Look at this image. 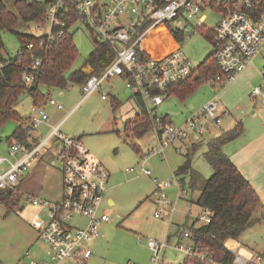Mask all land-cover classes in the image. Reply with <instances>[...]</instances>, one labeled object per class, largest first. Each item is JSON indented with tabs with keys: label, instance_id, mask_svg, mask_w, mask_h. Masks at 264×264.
<instances>
[{
	"label": "built area",
	"instance_id": "1",
	"mask_svg": "<svg viewBox=\"0 0 264 264\" xmlns=\"http://www.w3.org/2000/svg\"><path fill=\"white\" fill-rule=\"evenodd\" d=\"M206 8L214 9L220 14L217 24L211 28L203 23ZM75 13L82 16L83 20L76 19L72 26L81 23L112 50L109 62L101 71L89 74L81 83L82 99L99 90L101 84L110 77H121L131 95L142 101L150 130L156 139L155 144L147 148V152L158 156L163 155L165 147L170 144L177 143L174 147L176 153L183 148H192L211 129L201 119H210L213 125H220L229 110L227 107L220 109L215 94L187 117L183 126H176L165 115L154 112L162 97L169 94L171 84L192 75L198 76V65H194L179 48L158 58L141 52L139 46L157 24L175 21L177 30L183 33L179 25H187L193 20L195 29L204 32L211 30L209 40L213 46L216 73L208 74L204 81L206 84L225 86L241 74L254 57L264 51V0H51L45 8L44 21L35 23L33 28L42 30L46 21H49L48 27L43 30L47 40L59 38L65 33L67 22ZM27 45L29 48L33 47L31 43ZM16 54L21 55L22 51L18 49L11 56H3L0 67ZM30 61L22 73L26 83L34 79L32 71L41 65L42 57L33 54ZM260 71L261 80L251 89L250 97L264 102V65ZM101 98L110 100L111 95L101 92ZM46 106L61 108V104L52 97L47 99L45 106L33 104L28 132L40 122L46 121ZM53 137L60 142L56 156L61 172L60 198L46 200L32 193L19 192V179L31 168L35 158L47 151ZM20 152L22 154L16 157ZM7 154L8 157L0 156V164L7 163V167L0 172V188L18 193L27 205L35 208L31 225L37 228L39 237L46 245L43 254L31 258L27 264H63L70 261L83 264L92 253L85 243L96 238L100 226L109 220V215L101 206L109 173L80 138L61 133L59 126L53 127L45 137L33 141L30 147L14 141L8 145ZM127 170L134 169L129 167ZM140 171L150 173L142 164ZM154 182L158 189L154 216L159 217L165 207H174L164 191L165 187L171 186L172 181L166 179L157 183L154 179ZM175 186L177 197L186 193L187 190L176 177ZM211 215L212 211L208 207L199 206L192 215V220L209 223ZM74 218H82V225L74 223ZM189 235L185 230L182 237L190 238ZM147 246L154 264L161 260L167 247L198 257L204 264H264L261 254L237 244H230L228 247L233 253L229 263L212 258L209 252L194 247L191 241L190 244L178 241L171 245L166 236L161 240L150 237ZM0 264L4 263L0 261Z\"/></svg>",
	"mask_w": 264,
	"mask_h": 264
},
{
	"label": "rangeland",
	"instance_id": "2",
	"mask_svg": "<svg viewBox=\"0 0 264 264\" xmlns=\"http://www.w3.org/2000/svg\"><path fill=\"white\" fill-rule=\"evenodd\" d=\"M15 1L3 0L6 8L17 16L13 29L25 33H43V30L48 27L49 21H46L42 30H35L33 28L36 23L34 20L24 23L17 15L14 6ZM217 2H222V0H217ZM204 13L206 17L203 23L208 28L215 26L220 19V14L214 9L206 8ZM179 28L183 29V36L180 40L175 36V30L178 29L175 21L157 24V27L147 34L143 40L144 42L139 46L141 52H145L152 58H158L180 47L182 53L194 65L199 66L207 58V55L212 52L211 41L206 39L200 30L194 28L193 20H190L187 25H179ZM32 29L34 32H32ZM71 34L72 42L77 49V57L67 73L69 74L77 67L83 65L85 71H90L91 69L87 65L85 66V60L94 46L91 32L81 23H76V25L72 26ZM0 40L2 43L0 53L3 56L13 55L20 47L12 30H1ZM251 63L255 68L254 71H256V80L251 83L250 90L261 80L260 69L264 65V51L254 57L249 64ZM236 81L237 79L235 78L225 84V86ZM101 86V92H111L119 98L121 104L115 109L111 107L109 99L103 100L101 98V92L98 90L80 99L82 92L79 82L70 81L65 87H39V90L44 95H50L57 103L61 104V112H67L66 118L60 125L61 132L76 137L82 135L83 139L81 141L95 157L101 160L103 167L105 166L110 173L107 186L110 183L112 187H106L101 205L106 209L105 211L110 219L100 226L99 235L96 238H93L91 242L85 243L91 248L92 254L83 264H154L151 260L147 240L150 237L161 240L165 234H175L177 229L175 226L183 224L187 217L189 221H192V215L197 212L199 206L191 204L189 200L194 199L200 190V181L208 178L212 170L206 159L199 155L201 164H195V169L193 170L197 172L198 178L195 188L189 186L187 173L184 179L185 183L182 185L187 191L177 197L175 177L178 179L179 176L173 170L185 158L186 149L183 148L181 152L176 153L174 147L177 143H175L174 145L166 146L164 154L161 156L147 152V148L156 142L151 130H147L142 136L132 137V140L139 147V150L136 151L129 142L127 143L121 137L123 135V122L128 117L133 119L136 114L140 113V107L137 105L135 98L131 96V91L125 87V82L122 78L117 76L110 77ZM221 88L217 86L212 89L210 84L201 83L184 99L173 94L164 95L160 104L155 106L154 112L158 115L168 114L173 124L183 126L184 120L194 111L200 109L215 94H217V98L221 99V96L219 97ZM243 89L245 90V88ZM209 92L212 93L211 96L202 104ZM248 95L244 101L249 102L250 98ZM31 101V98L23 93L14 105V110L23 120L27 118L31 111ZM77 102L78 104L74 107ZM46 110H48L50 120L60 116L59 110L53 107H46ZM113 117H115V122H113ZM201 122L209 127L213 125L210 119H201ZM16 125L17 120L13 119L1 126V157H8V140ZM37 126L35 129H30L28 133L29 135L34 134L40 139L46 135L48 128L43 123H39ZM215 126L217 125L212 127V130L214 129L212 133L203 136L204 140L200 143L201 147L204 148L205 142L210 139L212 134L217 132L219 128ZM112 129H118L119 132H115ZM52 140L53 138H51ZM198 145L194 144L193 147ZM51 149L52 152L47 154L50 161L48 164L51 168L58 169L57 159L55 158L58 152L54 145ZM199 152L200 150H197L196 154L193 153V159H196ZM99 155L101 157H98ZM194 160L192 163H194ZM140 164L143 165L144 169H148L150 173L141 172ZM6 167L7 163L2 162L0 164V172ZM129 167H133L134 170L128 171ZM154 179H156L157 183H161L166 179L172 181L171 186L165 187L164 191L167 199L174 204V207L169 209L166 214L164 210L167 207H165L160 217L154 216L156 208L154 200L158 191ZM25 181L27 182L26 188L30 191L36 187L37 181L44 187H48V185L57 187L59 175L57 170H49V173L46 174L24 175L20 184H17L19 192L27 191L23 187ZM108 196L113 200L111 206H107L106 202L104 203L105 197ZM34 211L35 208L27 205L23 199L17 203L12 211H8L0 203V261L4 264H27L31 258L39 257L43 254L46 245L39 237L37 228L31 225V216ZM258 215L257 211L253 214V216ZM73 222L82 225L83 219L74 218ZM196 223L198 224L199 221H196ZM240 235L238 241H235L238 246L246 248L247 244H255L258 247H260L259 245H264V221L253 223L245 228ZM178 241L182 244H190V238L182 237L178 240V237L174 235L170 240V244H176ZM253 250L256 251L255 248ZM162 254L161 260L157 264H182L186 255V253L180 252L174 247L165 248ZM63 264L78 263L70 261Z\"/></svg>",
	"mask_w": 264,
	"mask_h": 264
},
{
	"label": "trees",
	"instance_id": "3",
	"mask_svg": "<svg viewBox=\"0 0 264 264\" xmlns=\"http://www.w3.org/2000/svg\"><path fill=\"white\" fill-rule=\"evenodd\" d=\"M49 1L51 0H16L14 3L15 12L24 23L31 20L42 23L45 8ZM81 18L82 16L78 13L73 14L67 22L65 33L59 38L49 41L45 33L35 35L13 29L17 16L6 8L3 0H0V31L4 29L12 30L19 42V49L22 51L21 55L12 56L9 61H5L0 67V129L7 121L17 120V125L8 140L9 145L17 140L26 147L30 146L25 140L28 135L27 128H30V117L23 120L14 110L15 103L23 93L32 98L33 104L41 105L47 101L50 95H44L39 90L40 86L65 87L70 81L81 84L89 74L98 73L109 62L112 53L110 46L101 43L89 30L93 36L94 46L91 53L86 57L85 66H89L91 71H85L83 65L77 67L71 73H67L77 57V49L72 42V25L76 19L83 20ZM201 32L209 40L211 30ZM175 36L180 40L182 32L175 30ZM28 43H31L33 47L29 48ZM33 54L41 56L42 63L32 71L34 79L26 83L22 78V73L24 68L31 62ZM0 59H4L1 53ZM197 73L198 76L192 75L171 84L168 88L169 94L184 99L198 85L204 83L208 74H215L216 63L212 52L199 64ZM135 100L140 107V113L124 123L123 140L129 142L138 151L139 147L132 140V137L142 136L145 131L150 130V123L142 107L141 99L135 97ZM110 105L115 109L116 106L112 99ZM238 132V128L233 127L211 137L206 144V150L202 153L209 163L212 173L208 178L200 181V190L194 199H190V203L208 207L212 211L211 221L197 224L196 220L191 219L192 221H189L187 217L183 224L176 227L178 240L182 238L183 231L187 230L194 247L209 252L212 258L222 263H229L233 258V253L229 251L227 245L229 240L238 239L245 228L264 219V212H261L259 216H253L260 203L255 189L222 150V146L226 141L234 138ZM194 149L195 147H192V150L185 154L184 162L174 170V173L179 176L181 186L185 183L184 179L187 173H190L188 175L189 186L195 188L198 179L197 172L192 171L190 165ZM20 199L21 196L18 193L0 188V203L8 211H12ZM166 237L170 241L169 235ZM182 264L204 263L198 257L186 254Z\"/></svg>",
	"mask_w": 264,
	"mask_h": 264
},
{
	"label": "crops",
	"instance_id": "4",
	"mask_svg": "<svg viewBox=\"0 0 264 264\" xmlns=\"http://www.w3.org/2000/svg\"><path fill=\"white\" fill-rule=\"evenodd\" d=\"M182 36H183V33H182ZM178 48L180 49V47H178ZM254 70H255V68L252 66V63L248 64L242 70L241 74H239L236 77V79H237L236 82H232L230 85L225 86V87H222L221 85L219 86L217 83H213L211 85L212 89H215V87H217V86L220 88L222 87L221 88L222 90L221 91L219 90V92H220L219 97L221 96V99L223 100V102L220 98H218L220 109L227 107L229 110V114L222 119V123L220 125L215 126L219 129L217 130V132L215 134H212V136H210V138L218 135L220 132L229 130L233 127L238 128V130H239L238 134L236 136H234V138L226 141V143L222 146V150L226 155H228V157L231 159V161L233 162V164L235 165L237 170H239L242 173V175L245 176V178L247 179L249 184L255 189V191L258 195V198H259V202H260L256 211L260 215L261 212H264V102L261 101L259 98L253 99L250 97V91H251L250 85H251V83L255 82V80H256V71H254ZM90 71H87V72H90ZM101 87L98 90L99 92H101ZM243 88H245V90ZM108 94L111 95V99L113 100V103L116 107L121 104L118 97H116L111 92ZM211 94L212 93L209 92L208 96L204 99L202 104L206 100L209 99ZM247 95L250 98L249 102L244 101V99L247 98ZM80 99H82V97ZM111 99H110V101H111ZM31 100H32V98H31ZM78 102L74 105V107L78 104ZM254 103L256 105H254ZM32 105H33V100L31 101L30 110H31ZM45 105H46V101L42 106H45ZM46 107H53V106H46ZM53 108L57 109L56 107H53ZM57 110H59V112H60L59 117H57L56 119L50 120L49 119L50 115L48 113V118L46 119V121L40 122V123H43L45 126H47L48 131L46 132V134L55 126H59V131L61 132V126L60 125H61L62 121L66 118L67 112H65V113L61 112V108L57 109ZM47 112H48V110H47ZM32 113H33V111L31 110L27 117L29 118L30 115H32ZM164 115L171 121L168 114H164ZM129 119H131V118L128 117L123 122V135L121 137L122 139L124 137V125H125L124 123L126 121H128ZM113 122H115V117H113ZM37 127H35V128H37ZM212 127H213V125L211 126L210 131L206 132L204 135H209L210 133H212L214 130V129L212 130ZM35 128H33V129H35ZM112 130H114L115 132H119L118 129H112ZM45 136L46 135H44L43 137H45ZM203 136H202V139L198 143H196L199 145L195 147L193 153L196 154L195 152L197 150H200V152H199L198 156H196V159L194 158L195 160L193 159L194 154H192L193 157H192L191 163H190L192 171L195 169V164H201L199 162V155L203 156L202 153L206 150V148H207L206 144L210 140L209 139L207 142H205L204 148L201 147L200 143H202L204 140ZM78 138L83 139L82 135H79ZM25 140H26V143L31 145L33 141L39 140V138L37 136H35L34 134L29 135V133H28ZM52 141L50 140L51 146L48 147L47 151L42 152L41 154L38 155L39 157L37 156L38 158H35L33 164L31 165V168H29V170L26 171L22 175V177L19 179V182H18V185H19L21 180L24 178V175L46 174V173H49V170H57V173L59 175V181H58L57 187L49 186V185H48V187H44L43 185L40 184V182L37 181L36 187L30 191V190H27V188H26V185H27L26 181L27 180L23 184L24 189L27 190L24 192H27L30 194L32 193V194L37 195V196L44 198L46 200H48V199L49 200H57L61 196V191H60L61 190V175H60L61 172H60V168H58V169L57 168L53 169V167L51 168V166L48 164L50 161H49L48 155H47L50 152H52L51 148L53 147V145L56 148V151L58 152V150L60 148V142L55 137H53ZM191 150H192V148H189L188 150H186L185 153H187ZM21 154H22L21 152L18 153L16 157L20 156ZM98 157H101V156L99 155ZM55 158H56V155H55ZM184 160H185V158L183 159V161L180 164H182L184 162ZM193 160H194V163H192ZM99 161L101 162L100 159H99ZM57 163H58V160H57ZM101 164L103 165L102 162H101ZM180 164H178V165H180ZM208 165H209V163H208ZM58 167H59V164H58ZM104 168H105V166H104ZM210 169H211V167H210ZM105 170L109 173V171L106 168H105ZM211 173H212V171H211ZM188 175H189V173H188ZM109 177H110V173H109ZM109 182H110V180H109ZM107 187L111 188L112 184L109 183V185ZM105 202H106L107 206H111L113 204V200L109 196L105 197L104 203ZM189 202H190V200H189ZM154 204H155V200H154ZM164 211L166 214V213H168L169 209L167 208ZM261 221H264V219H261ZM261 221H258V222H261ZM177 226H180V224H177L175 227H177ZM167 235H169L170 240L172 239L173 235L177 236L176 233L175 234H165L164 236H167ZM238 239L234 240V242H232L233 240H229V243L227 244L228 247L230 244H236L235 241H238ZM259 246L260 247L255 246V244H247V247H250V249L252 248L251 249L252 251H254L253 248H255L256 249L255 252L261 254V257L263 258L264 257V245H262V246L259 245Z\"/></svg>",
	"mask_w": 264,
	"mask_h": 264
},
{
	"label": "water",
	"instance_id": "5",
	"mask_svg": "<svg viewBox=\"0 0 264 264\" xmlns=\"http://www.w3.org/2000/svg\"><path fill=\"white\" fill-rule=\"evenodd\" d=\"M254 105H256V104L254 103Z\"/></svg>",
	"mask_w": 264,
	"mask_h": 264
}]
</instances>
